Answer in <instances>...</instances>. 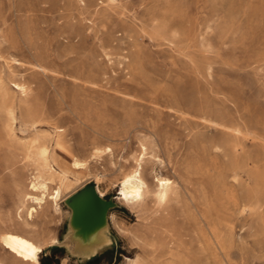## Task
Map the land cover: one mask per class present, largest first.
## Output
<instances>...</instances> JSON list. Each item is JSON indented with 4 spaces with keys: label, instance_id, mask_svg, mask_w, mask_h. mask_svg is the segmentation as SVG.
Returning <instances> with one entry per match:
<instances>
[{
    "label": "rangeland",
    "instance_id": "rangeland-1",
    "mask_svg": "<svg viewBox=\"0 0 264 264\" xmlns=\"http://www.w3.org/2000/svg\"><path fill=\"white\" fill-rule=\"evenodd\" d=\"M70 17L87 18L80 37ZM0 41V71L29 83L48 115L37 128L63 130L70 152L55 148L57 157L87 164L68 196L94 183L118 204L115 244L91 264H264V0H0ZM142 143L145 178L155 168L174 181L164 208L117 199ZM33 167L0 152V232H26L18 191ZM69 215L64 201L39 210L36 239L60 241ZM84 262L66 249L40 255ZM0 263L26 264L1 243Z\"/></svg>",
    "mask_w": 264,
    "mask_h": 264
},
{
    "label": "bare ground",
    "instance_id": "bare-ground-1",
    "mask_svg": "<svg viewBox=\"0 0 264 264\" xmlns=\"http://www.w3.org/2000/svg\"><path fill=\"white\" fill-rule=\"evenodd\" d=\"M69 19H71L69 20L70 36L80 37L81 30L77 27V23H82L87 18L70 17ZM2 20L5 24L6 20L4 18ZM6 35L3 30L2 36L11 42ZM1 44L0 41V49ZM0 58L6 60L1 51ZM39 67L43 65L40 64ZM10 83H14V86ZM31 92L29 83L8 81L5 74L0 71V152L9 154L12 165H18L23 159L30 160L34 164L28 184L21 186L18 191L22 202L17 210V219L18 224L26 232H0V243L4 250L16 260L26 264H40V255L46 248L58 244L59 239L53 238L47 245L41 244L36 237L42 238L43 230L36 227L34 219L39 210L48 207L55 212L61 210V204L72 191L73 183L81 181L87 164L75 159L68 165L57 157L55 148L70 152L67 140L62 133L63 130H59L58 127H54V132L37 128L44 122H48L49 118L45 111L38 109L32 102ZM18 120L20 123L18 129L25 131L24 128L31 127L35 131L26 138L18 136L16 128ZM226 146L230 147V143L226 142ZM102 152V149L97 148L93 155L99 156ZM147 155L148 147L142 143L141 156L136 158V166L125 172L120 180L117 199L133 211H138L145 206L149 199L164 208L174 191V181L155 168L152 169L154 181L145 178L143 162L149 158ZM154 164L163 165L164 161L158 157L154 159ZM53 184H56L54 188ZM16 185L19 187L17 182ZM97 190L99 191L98 186ZM173 193L177 194L175 191ZM100 195L104 196L101 193ZM28 233L34 234L35 237ZM103 241L107 242V239L103 237Z\"/></svg>",
    "mask_w": 264,
    "mask_h": 264
},
{
    "label": "water",
    "instance_id": "water-1",
    "mask_svg": "<svg viewBox=\"0 0 264 264\" xmlns=\"http://www.w3.org/2000/svg\"><path fill=\"white\" fill-rule=\"evenodd\" d=\"M64 204L70 210L66 231L59 243L49 249H66L86 264L95 261L115 244L109 223L110 211L118 207L115 198L101 196L97 186L88 183L67 197Z\"/></svg>",
    "mask_w": 264,
    "mask_h": 264
},
{
    "label": "trees",
    "instance_id": "trees-1",
    "mask_svg": "<svg viewBox=\"0 0 264 264\" xmlns=\"http://www.w3.org/2000/svg\"><path fill=\"white\" fill-rule=\"evenodd\" d=\"M100 258H101V256L98 259H96L95 261H93V262H97L98 260H100ZM93 262H90V263H87V264H91Z\"/></svg>",
    "mask_w": 264,
    "mask_h": 264
}]
</instances>
